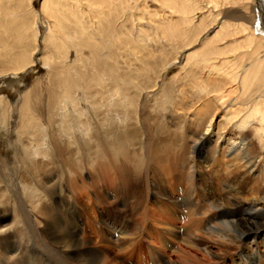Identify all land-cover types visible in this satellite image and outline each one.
Instances as JSON below:
<instances>
[{"label": "bare ground", "instance_id": "bare-ground-1", "mask_svg": "<svg viewBox=\"0 0 264 264\" xmlns=\"http://www.w3.org/2000/svg\"><path fill=\"white\" fill-rule=\"evenodd\" d=\"M250 2L42 0L36 11L34 0H0V86L19 87L16 80L38 62L47 69L44 85L39 81L25 92L19 108L0 98V130L15 132L18 142L12 145L21 148L20 161L41 170L43 163L57 159L63 167L74 165L81 175L87 158L92 162L95 154L104 157L94 170L103 182L100 187L91 179L88 186L62 189L52 173L37 174L39 203L46 196L58 198L62 190L68 214L53 198L39 210L48 218L39 243L43 246L46 239L43 247L50 252L41 251L48 263L35 255L38 264H53L50 258L58 257V248L73 264H109L105 253L113 244L130 264V252L144 235L161 257L158 264H201L208 259L199 252L197 234L226 241L222 229L234 225L247 231L239 239V247L245 248L231 264H264V30ZM40 27L47 32L41 43ZM38 54L42 60L36 59ZM176 64L181 65L178 72L172 70ZM181 80L201 107V118L189 123L176 100ZM226 87L236 98L218 126H229L232 135L220 143L222 135L213 139L206 133L215 117L212 94L218 93L219 100ZM10 108L18 113L14 126L8 119ZM60 115L59 122L53 119ZM98 134L108 141L102 153L93 143ZM88 189L101 208L107 236H100L103 251H95V259L84 247L86 230L81 233L78 218H70L69 212L76 207L74 195L81 198ZM223 196L232 203H225ZM110 200L122 202L124 214L112 213ZM59 215L68 220L62 222L63 234L52 230L53 225L61 228ZM34 219L32 215L25 222L14 212L10 225L31 232ZM157 231L176 241L177 250L162 237L158 243L153 236L155 232L159 237ZM2 238L0 264H23L30 257V248L22 247L19 238L11 241L12 248ZM205 249L211 255L210 247Z\"/></svg>", "mask_w": 264, "mask_h": 264}, {"label": "rangeland", "instance_id": "rangeland-1", "mask_svg": "<svg viewBox=\"0 0 264 264\" xmlns=\"http://www.w3.org/2000/svg\"><path fill=\"white\" fill-rule=\"evenodd\" d=\"M202 1H204V0H202ZM41 3H42V0H34L33 5H34V8L36 9V11H39V7H40ZM152 7L154 8L155 6L152 5ZM249 7L251 8V10H255V13H256L255 15L257 17L258 16L261 17V19L263 21L262 22V28L264 30V16L261 15V13H264V0H252V2H250ZM213 28L214 29H211V31H209V33H208V35L210 37L213 36L214 32L217 30L216 26ZM46 33H47L46 30L44 28L40 27L39 34H38L39 42L41 41V39H43L44 36H46ZM40 43L37 44V46H38L37 49L39 52L42 49V45ZM34 47H35V45H34ZM36 59L42 60L40 54H38L36 56ZM34 63L35 62L33 59L32 64H34ZM73 63H74V59L72 56V57H70V64H73ZM245 64L247 65V63H245ZM180 67H181L180 64H176V66H174L172 70H174V72H178ZM46 74H47V69L42 66L41 62L34 64L33 66H31L27 69L26 74L23 77H20L16 80V82L19 83V87L13 88V87L6 85V84H4V86H0V98L7 101V104H9L12 107V109H14L13 107L19 108L21 106V96H23V94L25 92L29 91L32 86L33 87L38 86L39 81L40 82L42 81V84L44 85V82L46 80V78H45ZM182 83H183L182 80L180 82H178L177 86H178V89L180 92H179V94H177L176 100L179 104L178 105L179 113H181L183 115V118L186 119L187 123H189L195 119L201 118L202 114L199 112V109H201V107H200L199 103L197 102L196 98L191 99L188 96V91H191V90L188 87L186 88L184 85L181 87ZM183 90H184V92H183ZM231 90L232 89L230 87H226L223 95L220 96L219 100L217 97L218 93L212 94V98L214 99L215 117L212 121L211 127L209 128L208 132L206 133V136H208L209 133H211L210 136H212L213 139H216V136L218 134H220V135H222L220 140H219L220 143L223 142L224 137L228 138V134L232 135V131H231L232 129L229 126L218 129V126H220V123L222 122L221 121L222 115L229 109V106H231L230 104H232V101L235 100V98H236V95H231L229 93ZM156 98H157V100L161 99L158 95H156ZM30 100H33V96H30ZM236 102H235V104H236ZM82 108H83V110L84 109L88 110L89 107L84 106V104L82 103ZM12 109L10 108V110H9L10 112L8 113V115L10 117L8 119H10L11 123L14 126V122H16V120L18 119V113H17L16 109H15V111H13ZM70 110H71V107H69V111ZM61 118H62L61 115L59 117H56V116L53 117V119H55L57 122H59L61 120ZM71 118L74 119V116L71 115ZM18 126H16L15 128L17 129ZM229 129H230V131H229ZM218 131H219V133H218ZM98 135H99V138H97L96 141L93 143L98 145V148H99L98 152L102 153L101 151H103V149H105L104 151L107 150L106 145H107L108 141L103 136H100V134H98ZM17 140H18V137L15 135L14 131L11 132V130H10V133L6 134L0 130V198H1L0 199V206H1L0 207V219L2 217H6V218L8 217L7 218L8 220L6 219L4 222H2V225L0 224V226L1 227L3 226V228L6 231L3 233H0V237L1 238L4 237V238H2V240H6L8 243H10L9 248L14 247V245H15L14 243L12 244L11 241L15 242L18 240V238L21 240L20 245L22 247H24V248L29 247L30 248V250H29L30 251L29 252L30 257H27V260H23V264H38L39 262H37V260H38L37 257H39V254L48 263L46 257L41 253V251L43 253H45L47 251L50 252L47 248H45L47 246L46 243H48V241L43 238V241H44L43 246L46 245L45 247L42 246V243H39V231H41V230L44 231V227L42 225H46L44 223H46L48 218L46 217L44 219V217L39 215V210H41V208H44V206L48 205L50 203L49 199L53 198L55 200V202L57 201V204H59L61 212L66 215L67 214L66 209L63 208L64 205L61 203V197L62 196L64 197V195L66 193H64V191L59 189L60 190V191H58L59 197L56 196V197H58V198H56L57 200L55 199V197H53L51 195V196H46V198H43V200L39 203L38 198H37L38 194H37V189H36L37 188L36 182H34L36 178L38 180L37 174H39V176H40V174L45 176V173H52L53 177H55L54 183L56 184V187L62 188V189H64V188L70 189V188L76 187V186L80 187L81 183H84L88 186L89 182H91V179H93V181L97 182V184H99V187H100V185H103L102 184L103 182H102V180H100V177L98 178V176L97 177L95 176L94 170L97 167V165L101 164V161H102V159H104V157H102L100 154L97 156L95 154V155H93L94 157L91 158L92 162H90L89 158H87L86 163H85L86 165L84 166V169H86V170H84V172L81 175H80L79 171H77V169H75L74 165H71V166L67 165L66 167H63V165L57 159L54 161V164L50 163L51 164L50 165L49 162H47L49 165H46L45 163H43L42 167H40L41 170H35V169L30 168L24 161L23 162L20 161V159H22V158L20 157L21 155H19L18 153L22 154V150L19 146L16 147V146L12 145V144H15V142ZM113 142H117V144H119L118 146L122 147V142L119 138L114 137ZM113 142H111V143H113ZM236 143H238V142H236ZM236 143L234 145H236ZM117 144L115 143L116 148L118 147ZM15 145H17V143ZM101 148H102V150H101ZM262 163H264V161H262ZM48 169H49V171H48ZM20 177H22V178H20ZM60 178L62 179V181ZM30 182H32V183H30ZM59 184H61V185H59ZM101 190H102V186H101ZM183 190H185V185H183ZM27 192H29V193H27ZM71 192H74V189ZM83 192H84V195L81 198L80 197L77 198L76 194L74 195L73 203H76L75 204L76 207L74 205H72V208L75 207V209L71 210L69 207L68 208H69V212L70 211L72 212L70 218H74V219L78 218V220L80 222L79 229L81 228L80 229L81 233H83L84 230H86V233L84 236L85 237L84 247L86 248L89 256L94 257L93 254L95 251L96 252L97 251H99V252L103 251L101 249V247L104 245H102V243L99 242L100 236H105L106 239H107V236L105 234V231H103V230H105L104 226H102V221L104 219H101V217H100V214L102 212H101L100 206L98 205L97 199H95L96 197H95L94 191L92 189H88V190H84ZM38 193H39V191H38ZM97 193L100 194L99 192H97ZM28 196H30V197H28ZM225 196H223V197H225ZM121 201H125V199H122ZM153 201L154 200H152L151 202H153ZM109 202L111 203L112 201L110 200ZM151 202H149L147 204V206L151 207V205H152ZM112 203L114 204L112 207L114 211H111L112 213L116 212V216L124 214V213H122V210H123L122 206H124L122 204V202H112ZM225 203L230 204V203H232V201L229 200L227 197H225ZM34 206H35L34 210H29V209H31V207H34ZM51 207H53L52 209H56V207H54L53 205ZM118 210H120V211H118ZM29 211H33V212H31V215H30ZM187 211H188V209H185V212H187ZM14 212L16 214L20 215L22 220H24V221L26 220L25 222H28L30 220V218L32 217V215L35 217L34 222H32L30 224V227L32 226L31 229L34 231V234L32 233L33 231L29 232V227L27 229L23 225H19V226H16V229H15V226L10 225V224H12V221H13ZM127 213H129V212L127 211ZM205 214L208 215V213H205ZM52 215H53V212L50 213V216H52ZM60 216L61 215L58 216V219L61 222V228L60 229L57 228L58 229L57 230L56 229L57 226L53 225V227H52L53 229L52 228H50V229H52L53 232H55V233L63 234V233H65L63 231L65 228L64 229L62 228L63 227L62 222L65 223V220L66 221H68V220L65 218H62V216L61 217ZM66 216H68V214ZM131 222H132V220H131ZM39 223L41 224L40 228H39ZM35 227H37L36 230H35ZM67 227L70 228L71 231L75 230V229H73V226L71 224L67 225ZM8 228H9V230H8ZM222 230L225 232L222 234V237L225 235L226 241H222V239L218 238V237L215 238L213 236H209L207 234H204L203 232H201L200 234L199 233L197 234V237L195 238V240H197L198 247L200 248L199 252L201 254H203L204 256L207 255V259H208L206 261L201 260V264H208V263H211V264H231V261L238 258L237 253L241 252L242 249L245 248L244 245L239 247L240 246L239 239H240L241 235L247 231L246 228L244 230H240L237 228V226L234 225L232 227H229V231L227 229L226 230L222 229ZM230 230H232V231H230ZM150 231L151 230H149V232ZM23 233H25V234H23ZM158 233H159V237H158L157 233H155V232L153 233V236H155V238H158L157 239L158 243H161L160 237H162V239H164L168 244H170V246L173 247L174 250H177V245H176L177 242L176 241H173L174 242L173 243L170 239H168L169 238L168 236H166V235L162 236L161 235L162 232L161 233L158 232ZM182 234H183V231L179 229V235L182 236ZM42 235H43V233H42ZM23 236H24V238H23ZM8 237H10V238H8ZM229 238H230V240H229ZM67 241H69V240L67 239ZM108 245H109V243H108ZM25 246H27V247H25ZM208 247H210V249H211V250L209 249L211 255H208L206 252L205 248H208ZM108 248H110V251L108 253H105V257H107L106 259L109 260V264H125L124 263L125 262L124 255H122L121 252H119L117 244H113L112 246H110ZM56 252L58 253V257L55 254L53 256H51L50 263H53V264H73V261L71 259H69V257L64 258V254L59 253V248L56 250ZM51 253H52V251H51ZM223 253H225V254H223ZM35 255L37 257H35ZM136 256H139V258H137ZM127 257H128V255H126V258ZM95 258L96 257H94V259ZM130 258L132 261V263H130V264H155V263L158 264L161 260V257L159 255V253L157 252V250L151 244L148 243L146 235H144L142 237V239H140L135 244V246L132 248V250L130 252ZM212 259H214V260H212ZM213 261H215V263ZM74 264H76V263H74ZM83 264H85V263L83 262Z\"/></svg>", "mask_w": 264, "mask_h": 264}]
</instances>
